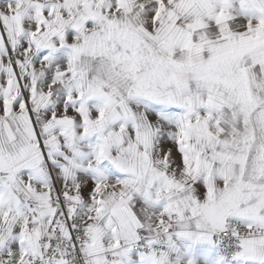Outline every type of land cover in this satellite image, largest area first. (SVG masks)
Segmentation results:
<instances>
[{
  "label": "snow or ice",
  "instance_id": "obj_1",
  "mask_svg": "<svg viewBox=\"0 0 264 264\" xmlns=\"http://www.w3.org/2000/svg\"><path fill=\"white\" fill-rule=\"evenodd\" d=\"M0 264H264V0H0Z\"/></svg>",
  "mask_w": 264,
  "mask_h": 264
}]
</instances>
